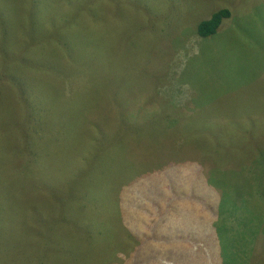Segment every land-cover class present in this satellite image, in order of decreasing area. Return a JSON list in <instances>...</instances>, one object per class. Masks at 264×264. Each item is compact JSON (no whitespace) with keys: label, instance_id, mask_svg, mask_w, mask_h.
<instances>
[{"label":"rangeland","instance_id":"obj_1","mask_svg":"<svg viewBox=\"0 0 264 264\" xmlns=\"http://www.w3.org/2000/svg\"><path fill=\"white\" fill-rule=\"evenodd\" d=\"M263 118L264 0H0V264H264Z\"/></svg>","mask_w":264,"mask_h":264},{"label":"trees","instance_id":"obj_2","mask_svg":"<svg viewBox=\"0 0 264 264\" xmlns=\"http://www.w3.org/2000/svg\"><path fill=\"white\" fill-rule=\"evenodd\" d=\"M230 14L231 13H230V10L228 8H220L216 11H213L211 13V15L209 16V18L202 19L197 23V25H196L197 34L202 38L214 35L217 32L219 25L222 23V19L230 17ZM64 56L66 57V54ZM56 62H57V64H59L58 59H56ZM51 75H52V73L50 72L49 76L52 79ZM79 100H81V99H79ZM262 120H264V118ZM170 122H171L170 128L175 129L176 127H178V125H179L178 122H180V120L177 118H174V119H170ZM211 123H212V121H211ZM245 126H248V125L245 124ZM235 139H237V138H231L230 140H235ZM214 144L217 145V143H215V142H214ZM245 179L248 180L249 185H246L245 183L242 182L244 185V186L242 185V188L245 189V194L247 197H250L252 195L254 196L252 203H250L252 206L249 204V207L256 209L257 205H255V201H257V197L252 192V189L249 187H252L253 184L256 185L257 184L256 179H258V178L256 177V175L250 174L249 169H247V171L245 173ZM220 196H221V193H220ZM226 207H229V206H226ZM225 215H223V216H225ZM241 224H242V217L241 216H240V218L239 217L226 216L222 219L221 226H225V227H227L226 225L241 226Z\"/></svg>","mask_w":264,"mask_h":264}]
</instances>
